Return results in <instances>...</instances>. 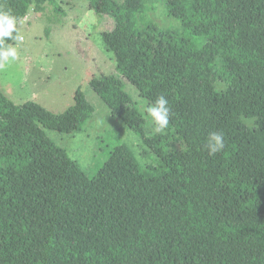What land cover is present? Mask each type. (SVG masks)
I'll list each match as a JSON object with an SVG mask.
<instances>
[{
  "label": "trees",
  "instance_id": "obj_1",
  "mask_svg": "<svg viewBox=\"0 0 264 264\" xmlns=\"http://www.w3.org/2000/svg\"><path fill=\"white\" fill-rule=\"evenodd\" d=\"M48 1L0 0V12L18 30ZM91 7L114 21L102 41L116 73L90 87L161 164L144 170L122 145L90 178L44 133L83 131L94 108L80 90L57 115L0 89V264H264V0H169L185 35L139 31L144 0ZM124 80L148 104L165 96L181 152L146 134ZM216 131L225 147L210 155Z\"/></svg>",
  "mask_w": 264,
  "mask_h": 264
},
{
  "label": "rangeland",
  "instance_id": "obj_2",
  "mask_svg": "<svg viewBox=\"0 0 264 264\" xmlns=\"http://www.w3.org/2000/svg\"><path fill=\"white\" fill-rule=\"evenodd\" d=\"M168 1L144 0V10L135 17L136 28L142 31L146 25L153 24L160 31L185 35L181 23L167 12ZM114 2L123 4V0ZM25 18L18 27L23 40H14L11 45L17 48L18 59L0 68L3 94L16 105L35 102L60 115L73 107L75 93L80 90L94 108L83 131L72 135L49 130L44 133L90 178L104 166L110 152L122 145L131 150L144 170L157 169L161 164L159 157L140 136L111 115L90 87L93 78L116 73L114 57L105 51L102 41V34L114 29L113 19L96 14L91 0H50L42 12L30 9ZM194 41L199 47L205 43L200 38ZM124 82L125 91L146 121V134L157 135L162 143L167 141L169 153L181 152L184 144L174 133L168 130L164 134L152 133L151 118L142 107L148 102L131 84ZM215 86L219 92L225 89L219 82ZM244 121L250 128L255 126L253 120Z\"/></svg>",
  "mask_w": 264,
  "mask_h": 264
},
{
  "label": "clouds",
  "instance_id": "obj_3",
  "mask_svg": "<svg viewBox=\"0 0 264 264\" xmlns=\"http://www.w3.org/2000/svg\"><path fill=\"white\" fill-rule=\"evenodd\" d=\"M17 18L11 12H0V68H4L10 62L18 59L17 48L7 45L5 39L23 40L17 30ZM13 33H17L15 36ZM145 113L151 118L154 134H164L170 122V109L168 100L160 95L156 100L148 105H143ZM247 123L251 124V121ZM209 154L215 155L225 147L224 136L222 132L216 131L210 133L206 145Z\"/></svg>",
  "mask_w": 264,
  "mask_h": 264
},
{
  "label": "crops",
  "instance_id": "obj_4",
  "mask_svg": "<svg viewBox=\"0 0 264 264\" xmlns=\"http://www.w3.org/2000/svg\"><path fill=\"white\" fill-rule=\"evenodd\" d=\"M25 19H26V18H25ZM25 19H24V20H25Z\"/></svg>",
  "mask_w": 264,
  "mask_h": 264
}]
</instances>
